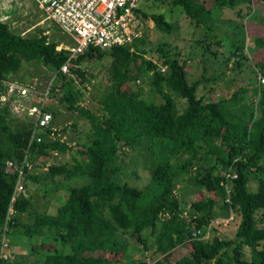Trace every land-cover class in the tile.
Returning <instances> with one entry per match:
<instances>
[{
  "label": "trees",
  "instance_id": "16d2710c",
  "mask_svg": "<svg viewBox=\"0 0 264 264\" xmlns=\"http://www.w3.org/2000/svg\"><path fill=\"white\" fill-rule=\"evenodd\" d=\"M159 1L181 8L190 23L206 29V36L216 32L217 10L230 7L240 19H262L264 14V0ZM142 14L163 32L171 34L175 29L164 14ZM255 26L251 29L258 28ZM251 42L255 55L264 50V34ZM147 44L144 33L131 46L105 51L91 47L73 60L71 77L60 72L70 53L58 51L59 43L50 41L46 31L23 36L0 19V97L6 91V82L24 83L13 76L25 63L36 62L57 74L52 92L54 97L60 95L58 104L87 118L92 125L85 150L78 151L81 159L74 157L75 164L70 167L53 164L46 172L40 171L53 155L79 148L82 139L74 141L73 146L47 135L42 143L31 144L34 122L18 121L12 108L0 101V250L6 242L13 249L9 238L19 235L52 242L54 248H41L36 264H125L129 258L132 261V248L141 254L139 264H228L227 260L264 264V83L259 79L264 78V57H254L258 86L249 84L230 99L207 102L198 97L201 81H189L180 52L173 54L165 47L157 50L166 66L162 72L161 65L147 58ZM244 44L237 49L241 59L235 61L236 68L247 59L242 53ZM109 59L110 85L97 115L82 105L85 92L81 86H86L82 66ZM145 76L163 102L129 92L130 85L136 86ZM173 94L186 101L184 110L177 108ZM47 110L54 118L59 113L52 105ZM13 120L18 121L16 125ZM126 147L139 149L152 170L150 182L143 189L119 181V159ZM8 160L24 170L25 188L33 182L48 189L50 179L59 190L61 181L57 178L63 177L68 184V199L54 212L33 211L30 197L24 192L15 196L19 173L6 172ZM230 170L238 174L236 179L226 177ZM253 181L258 183L255 191L250 188ZM181 183L210 196L183 203L176 195ZM230 213L240 217L237 232L233 239H222V224L210 225ZM25 214L31 217L29 223L23 222ZM208 228V240L193 236ZM246 248L251 251L250 260ZM0 264L18 263L0 254Z\"/></svg>",
  "mask_w": 264,
  "mask_h": 264
},
{
  "label": "rangeland",
  "instance_id": "374dc122",
  "mask_svg": "<svg viewBox=\"0 0 264 264\" xmlns=\"http://www.w3.org/2000/svg\"><path fill=\"white\" fill-rule=\"evenodd\" d=\"M208 7H211V3L208 4ZM140 8H142L143 13L164 14L166 19L175 27L173 32L169 34L159 30L151 19L146 20L147 25L144 31L148 40V44L145 46L147 58L161 65L162 68H166L157 50L160 47H165L173 54L180 52L182 61H186L189 81L191 83L201 81L198 97L207 102L230 99L233 93L244 86L249 84L258 86V68L254 65V57L259 60L262 59L264 50H258L259 52L256 55V52L252 53L251 45L253 44L251 41L256 36L264 34V14L262 19H256L253 16L240 19L230 7L217 10L214 24L216 32L206 36V29L190 23L181 8H172L170 5H164L159 0H145L140 4ZM45 18L46 14L39 7L36 0H0V19L8 23L14 33L31 37L39 35L40 31L44 30L50 41L54 40L59 44L63 43L70 47L77 45L57 25L52 22H44ZM252 25L258 28L252 30ZM261 26L263 27L260 28ZM244 41L242 53L247 56V59H242L241 67L236 68L235 61L241 59L239 57L241 52H238L237 49L243 46ZM235 53L238 54V57ZM228 59H231L230 62H228ZM109 64L110 59L103 62L86 63L82 66L86 72V86H81L85 92V101L82 105L88 107L97 115L100 114L102 108L100 100L110 85L107 71ZM54 76V71L49 70L42 64L33 62L25 63L22 70L13 78L21 79L24 85H33L35 81L46 84ZM130 87L129 92L137 91L148 101L163 102L162 95L151 86L148 76L137 82L136 86L130 85ZM39 88L42 87L39 86ZM59 97L60 95L53 97L48 103L52 105V108L59 110L54 121L55 127L59 129V137L62 141L69 142L73 146L74 141L79 142L82 139V142L77 149L73 148L72 151L60 153L58 156L53 155L52 159L47 162L46 167L40 171L47 170L53 164L73 166L75 164L74 157L81 159L79 152L85 150V142H87L92 131L91 122L87 118L80 116L78 113L70 112L58 104ZM173 97L176 100L177 108L180 111L184 110L187 106L186 101L175 94H173ZM16 119L18 121L27 120L23 116L16 117ZM18 121L13 120V124L16 125ZM63 129H66L65 133ZM123 151L125 154L121 155L119 159L122 168V171L118 173L119 181L143 189L150 182L152 170L146 164L144 157L139 155L141 153L139 149L134 150L131 147H126ZM57 179L61 181L59 182L61 184L59 190L56 189V185H53L54 182L50 179L48 189L44 185H37L33 182L26 184L24 194L32 199L33 211L54 212L58 205L68 199L69 193L65 188L68 185L67 181L63 177ZM75 184H77L76 181ZM250 188L253 191L257 190L258 183L253 181ZM176 195L183 203L187 202V204L210 196L191 184L188 185V183L179 184ZM22 219L24 223H29L31 217L29 214H25ZM224 219L228 220V224L224 223L220 226L219 237L233 239L237 232L240 217L230 213ZM9 242H12V245L14 244V250L7 247L4 250V256L13 262L16 261L18 264L20 262L23 264H36L35 261L40 258L41 248H43V251L54 248L52 242L48 239L45 240L43 237L29 239L14 235L9 238ZM130 253L132 261L130 262L129 258L125 260V264H132V262L139 264L137 260H139L141 254L133 248ZM245 253L246 258L250 260V249L246 248ZM227 262L228 264H234L230 260H227Z\"/></svg>",
  "mask_w": 264,
  "mask_h": 264
},
{
  "label": "built area",
  "instance_id": "2783aa9c",
  "mask_svg": "<svg viewBox=\"0 0 264 264\" xmlns=\"http://www.w3.org/2000/svg\"><path fill=\"white\" fill-rule=\"evenodd\" d=\"M39 7L46 14L44 22H52L57 25L65 34L69 35L75 42V47L59 44L58 51H68L70 58L61 67L60 72L64 75L74 77L71 70L75 66L73 60L84 54L89 48H99L110 50L115 46H131L138 39L144 37L146 19L142 14L140 4L145 0H36ZM162 72L166 68H161ZM57 74L46 84L35 81L33 85H24L21 82H6V91L1 95L2 104H7L12 108L16 116L26 117L34 122L32 142L42 143L45 137L56 140L60 133L54 125V115L47 110L49 101L54 97L52 89L55 85ZM264 83V78L259 77ZM39 86L42 88L40 89ZM59 92V90H58ZM49 131H51L49 133ZM6 172L10 174L19 173L16 185L15 196L23 193L25 188L24 170L18 167L15 162L8 160ZM229 180L236 179V172H227ZM228 193L231 188L226 186ZM16 197L13 198L15 202ZM227 202L230 199L227 198ZM13 212V209H11ZM228 220H217L210 226H220L228 224ZM193 236L198 240H208V231L198 230ZM8 247L7 242L0 250L1 257L8 259L4 255V250Z\"/></svg>",
  "mask_w": 264,
  "mask_h": 264
}]
</instances>
